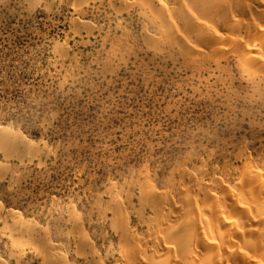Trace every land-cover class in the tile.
Here are the masks:
<instances>
[{
	"label": "rangeland",
	"instance_id": "1",
	"mask_svg": "<svg viewBox=\"0 0 264 264\" xmlns=\"http://www.w3.org/2000/svg\"><path fill=\"white\" fill-rule=\"evenodd\" d=\"M110 2L0 0V128L34 149L0 147V205L70 261L83 233L94 264H118L115 199L140 231L146 183L172 198L184 170L224 179L264 163V72L152 48L149 13Z\"/></svg>",
	"mask_w": 264,
	"mask_h": 264
},
{
	"label": "bare ground",
	"instance_id": "2",
	"mask_svg": "<svg viewBox=\"0 0 264 264\" xmlns=\"http://www.w3.org/2000/svg\"><path fill=\"white\" fill-rule=\"evenodd\" d=\"M110 1L123 2V8L137 2L149 13L158 32L145 38L152 48L173 44L188 58L219 62L233 56L247 73L264 72V0ZM6 132L0 128V147L32 152L31 146ZM237 170L234 177L208 180L184 170L183 184L172 187L174 198L146 183L142 202L151 215L138 222L140 231L132 230L115 199L111 209L120 236L117 263L264 264V163L245 161ZM4 171L0 166V174ZM78 234L81 250L70 261L45 229L0 205V264H28L29 254L38 264H75L83 256L94 264L93 245Z\"/></svg>",
	"mask_w": 264,
	"mask_h": 264
}]
</instances>
